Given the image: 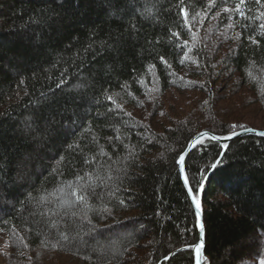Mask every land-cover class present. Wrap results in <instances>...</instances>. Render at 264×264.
Here are the masks:
<instances>
[{
    "label": "trees",
    "instance_id": "1",
    "mask_svg": "<svg viewBox=\"0 0 264 264\" xmlns=\"http://www.w3.org/2000/svg\"><path fill=\"white\" fill-rule=\"evenodd\" d=\"M239 3L0 0V264H196L179 155L264 130V4ZM223 146L186 161L205 264H259L264 138Z\"/></svg>",
    "mask_w": 264,
    "mask_h": 264
},
{
    "label": "water",
    "instance_id": "2",
    "mask_svg": "<svg viewBox=\"0 0 264 264\" xmlns=\"http://www.w3.org/2000/svg\"><path fill=\"white\" fill-rule=\"evenodd\" d=\"M253 131L251 132H248V131H245V130H241V131H238L236 132L235 135H229L227 137H220V136H217V135H213L209 132H204L206 133L207 135L205 136H201V134L196 137L187 147V149L184 151L186 152V155H185V158H184V163L183 164H180L178 162V169H179V173H180V177H181V180L183 182V185L191 199V202L193 204V207H194V211H195V215H196V221H197V227H198V231H199V242L198 244L194 247V249L200 245L201 243L203 244V248L201 250V254H200V264H205L206 262V259H207V255H206V231H205V223H204V206H203V190H204V185H203V190L200 191V194H199V198H197L199 201H200V205H201V212L198 213L197 211V208H196V204L195 202L193 201V196H195L193 190L190 192L189 191V187H191L190 185V182L189 184H185V181H184V177H185V174H187V169H186V161L189 157V155L194 152L197 147L199 146V144L204 141L205 139H210L211 136H215L217 137V139L213 140L217 143H220L222 145H229L230 143H232L233 141L239 139V138H245V137H259V138H264V136H259L257 135L256 133L258 132H262L264 130H257V129H252ZM228 137H231V138H228ZM194 144V146H193ZM227 149V148H226ZM226 149L224 148V152L226 151ZM183 168V171L181 170ZM188 176V174H187ZM189 180V178H188ZM201 223L203 224V228H204V231L201 232ZM187 248H185L184 250H186ZM194 254H195V258H196V264H197V253L195 252L194 250Z\"/></svg>",
    "mask_w": 264,
    "mask_h": 264
},
{
    "label": "snow or ice",
    "instance_id": "3",
    "mask_svg": "<svg viewBox=\"0 0 264 264\" xmlns=\"http://www.w3.org/2000/svg\"><path fill=\"white\" fill-rule=\"evenodd\" d=\"M245 3H246V0H240L239 5H237V7H236V9H235V11L238 12L239 15H240L242 18H246L245 12H244L243 8L241 7L242 5H245ZM257 3L264 4V0H257ZM181 11H182L183 14H184L185 21H187V15H188L187 10H186V9H182ZM224 11H225V12H228V11H231V10H230L229 8L225 7V8H224ZM261 15H262V17H264V13H262ZM189 27H190V26H189ZM259 27H260L261 29H264V22H262V23L259 25ZM176 35H178V34H176ZM250 39H252V38L250 37ZM252 42H253V43H258V41L254 40V39L252 40ZM161 60L163 61V57H161ZM165 63H166V62H165ZM108 98H109V100L112 99L111 96H109ZM234 127H235V126H234ZM245 131L251 132V131H253V130H252V129H245ZM235 134H236V133H233V135H235ZM256 134L259 135V136H264V131H262V132H258V133H256ZM205 135H207V134H206V133H201V136H205ZM228 138H231V137H228ZM210 139L215 140V139H217V137H215V136H211ZM193 146H194V144H193ZM223 147L226 149V148L228 147V145H224ZM185 155H186V152H183V153H181V154L179 155V157H178V162H179L180 164H183V163H184ZM220 163H221V159H216V160L210 165V167H211L212 169H215V168H217V167L220 165ZM181 170L183 171V168H182ZM206 178H207V173H206V172H202V173H200V180L197 181V185H196V191H197V192H200V191L203 190V185H204V182H205ZM184 181H185V184H186V185L189 184V180H188V176H187V174H185ZM189 191H190V192L192 191V188H191V187H189ZM80 200H81V201H84L85 198H84L83 196H81V197H80ZM193 201H194L195 204H196V208H197L198 213L201 212L200 201L196 198V196H193ZM121 203H123V201H121ZM200 228H201V232H203V231H204V228H203V224H202V223H201ZM202 248H203V244L201 243L200 245H198V246L194 249L195 252L197 253V264H200V254H201V250H202ZM172 255H175V253H172ZM170 258H171L170 256H166V257H165V260L170 259ZM259 264H264V258H262V259L260 260Z\"/></svg>",
    "mask_w": 264,
    "mask_h": 264
},
{
    "label": "rangeland",
    "instance_id": "4",
    "mask_svg": "<svg viewBox=\"0 0 264 264\" xmlns=\"http://www.w3.org/2000/svg\"><path fill=\"white\" fill-rule=\"evenodd\" d=\"M174 96V95H173ZM173 96H170V97H173Z\"/></svg>",
    "mask_w": 264,
    "mask_h": 264
}]
</instances>
